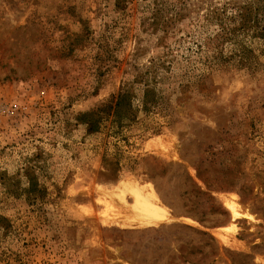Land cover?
<instances>
[{
  "label": "rangeland",
  "instance_id": "rangeland-1",
  "mask_svg": "<svg viewBox=\"0 0 264 264\" xmlns=\"http://www.w3.org/2000/svg\"><path fill=\"white\" fill-rule=\"evenodd\" d=\"M180 1L165 33L144 0H0V264H264V56L208 61L226 0ZM159 57L161 111L128 145L88 135L77 117ZM147 184L165 222L133 210Z\"/></svg>",
  "mask_w": 264,
  "mask_h": 264
},
{
  "label": "trees",
  "instance_id": "trees-1",
  "mask_svg": "<svg viewBox=\"0 0 264 264\" xmlns=\"http://www.w3.org/2000/svg\"><path fill=\"white\" fill-rule=\"evenodd\" d=\"M133 1L113 0V6L115 10L125 11ZM178 1L179 4L175 7L170 0H144L154 23L165 33L187 19V6ZM170 7L172 9L169 10ZM178 7L180 8L177 9ZM209 7L205 20L214 29L205 38L207 60H212L215 65L229 71L243 68L255 70L260 58L264 56V0H226L220 7ZM163 64V58L159 57L146 71L134 76L133 81L124 86L117 96L80 114L77 121L85 127L87 134L96 135L106 131L109 138L128 145L126 133L139 125L140 115L144 114L146 117L161 111L163 97L154 83L157 67L160 68ZM138 85L142 95L135 88ZM116 147L120 149L119 146ZM109 164L112 166L113 163L110 161ZM29 191L32 192L33 189ZM4 220L0 217V223Z\"/></svg>",
  "mask_w": 264,
  "mask_h": 264
},
{
  "label": "bare ground",
  "instance_id": "bare-ground-1",
  "mask_svg": "<svg viewBox=\"0 0 264 264\" xmlns=\"http://www.w3.org/2000/svg\"><path fill=\"white\" fill-rule=\"evenodd\" d=\"M145 188L147 194H143L140 190L135 191V204L133 210L140 215L139 218H141V222L146 225L165 222L168 220V215L158 203V199L152 190V186L147 184V187ZM123 190H128V188L124 186ZM226 207L236 217H243L249 220L253 219L251 215L241 213L239 205L234 200L226 203Z\"/></svg>",
  "mask_w": 264,
  "mask_h": 264
}]
</instances>
